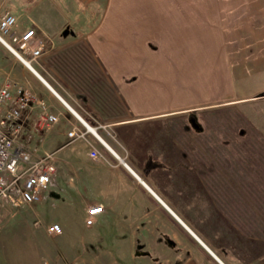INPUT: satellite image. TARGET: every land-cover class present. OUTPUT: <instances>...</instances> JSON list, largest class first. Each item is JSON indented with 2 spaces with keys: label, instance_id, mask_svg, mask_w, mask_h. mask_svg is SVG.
<instances>
[{
  "label": "crops",
  "instance_id": "1",
  "mask_svg": "<svg viewBox=\"0 0 264 264\" xmlns=\"http://www.w3.org/2000/svg\"><path fill=\"white\" fill-rule=\"evenodd\" d=\"M239 1L254 17L256 31L253 35L244 34L242 27L228 21L227 11L221 8L226 4H220V0H143L160 10H155L157 14L153 17L130 14L129 31L133 37L128 47L131 51L133 47L137 52L138 48L144 52L146 35L153 32L170 36L175 41L174 51L179 39H184L186 43L182 41L180 46L192 45L193 54L208 56L207 70L211 77L220 76L224 80L220 94H208L209 98L197 95L190 99L198 104L196 107L220 103L244 105L256 99H247L244 94L248 85L245 67H249V61L254 63L256 77L264 80V0ZM142 2L136 6H141ZM235 4L238 2L227 7ZM22 6L23 0H0V16L6 12L18 16ZM179 6L182 9H177ZM151 19L156 26L152 27L151 21H147ZM228 23L230 28L223 25ZM80 38L77 36L64 47L81 41ZM160 43L163 49L167 47L166 43ZM147 46L154 47L151 43ZM87 48L93 55L91 48ZM183 53L188 51L178 48L169 54ZM250 55L254 57L249 58ZM94 57L92 68L97 70L98 61ZM53 61L57 58L45 62V68L40 67L44 72L48 67L60 77L51 68ZM212 62H215L214 70H211ZM135 67L128 70H139L142 75L153 70H168L163 59L145 61L143 68ZM13 69L14 77L17 75V80L25 78L24 81L27 79L33 84L37 93L26 87L58 117L53 125L41 126L38 124L40 105L33 102L22 110V120L15 134L17 143L29 147L33 157L53 153L56 170L36 204L41 201L57 204L56 212L60 215L53 216L50 223L61 225V234L67 237L65 248L79 249L78 255L67 254L69 264H260L256 255H250L246 249L247 239L232 238L238 233L231 232L228 221L226 228L213 195L205 189L202 177L191 169L183 138L178 134V123L173 120L191 107L160 105L168 101L174 103L178 92L170 93L167 85H163V91L128 94L123 99L129 115L119 117L120 82L117 79L110 81L111 87L117 88V96H107L106 108L103 95H86L67 84L69 89L64 88L66 96L63 95L55 89L60 82L50 72L47 73L53 83L33 68L44 82L25 63L20 69L15 66ZM14 77L0 72V83ZM101 81L96 78L95 89L102 86ZM135 86L141 83L128 87ZM136 103L137 106L132 105ZM73 129L84 136L71 140L67 132ZM91 150L96 151V156L90 154ZM93 204L101 205L102 211L95 215L91 225H86V208Z\"/></svg>",
  "mask_w": 264,
  "mask_h": 264
},
{
  "label": "rangeland",
  "instance_id": "2",
  "mask_svg": "<svg viewBox=\"0 0 264 264\" xmlns=\"http://www.w3.org/2000/svg\"><path fill=\"white\" fill-rule=\"evenodd\" d=\"M142 1L143 0H23V6L18 12L19 15H15L17 23L19 24L18 26L20 28H34L41 35L44 42L43 53L36 60L30 62L31 66L37 72L41 71L40 73H42L46 79H49L51 83H53L51 80L52 78L50 79L47 72L57 77L60 83L55 89L66 96L65 89L69 88L66 86L57 69L58 65H52L51 68H53L60 77L56 76L52 70L49 71L48 67L47 72H44L40 66L43 65L45 68V62H48L47 58H54L51 57L49 54L50 52H56L59 48L62 50L70 40H74L77 36L81 37V41L90 47L93 55H95L94 57L89 49L86 48L89 54L88 59L92 60V57H94V59L96 58L98 61V78H100L103 83L102 86H100V93L103 95L104 93H108L109 95L113 94L117 96V88H115V86L111 87L110 81L111 79L119 80V97L121 102L119 101L118 108L121 117L129 115L123 97L126 99L128 94L138 95L139 93L141 94V91H163L165 89H163V85H167L166 88L170 93L176 92L177 94L178 92V94L174 96L176 101L173 100L174 103L168 101L166 103H160V105L169 107L170 105L177 104L185 106V108L191 107L188 108L190 110L185 111L182 115L174 117V122L178 124L179 122H183L184 128L193 129L192 134H194V136L191 135L188 141L200 147V149H202L201 152L205 153L204 155L207 156V159L211 160L213 165H217L218 167L221 166V174H225V165L229 163L232 165L231 171H226L229 172L231 176V182L228 187L233 186V188H239L242 174L235 175L237 170L234 165H239L238 161L242 160L244 157L243 152L222 144L224 140H228L227 136L229 137V129L228 127L225 128L223 124L221 125L218 117L225 113L210 114L206 111H208V108L215 106H233L241 111L264 135V80L256 77L254 63L249 61V69L245 67V70L247 69L246 73L248 74V85L244 94L247 95V99H256L244 105H239L241 109L234 104L225 103L214 104L202 108L196 107L198 104L193 103L190 99L197 98V95L200 98H203V96L204 98H209L210 96H208V94H220L224 88V80L219 78L220 76L211 77L210 72L207 70L208 61L206 59L208 56H197L193 54L194 48L192 45L180 46L182 41L185 42L184 39H179V44L175 51L179 48L188 51V53L178 55L169 54L170 52L175 53V41L171 40L170 36H165V34L161 32H153L151 35H146L142 47L144 52L140 48H138L139 52H137L133 50V47L131 51L128 47L129 39L131 40V37H133L132 31H129L128 18L130 14H132V16L135 13L142 17H153L157 14L155 10H160V7L149 6V3H143ZM141 2V6L137 7L136 5ZM235 2H238V4L227 7ZM239 2L241 1L220 0V4H226L225 8H221L227 11L228 16H226V18H228V21H232L237 26L242 27L244 34L247 33L248 36L253 35L256 31L254 17L246 11L245 6H240ZM163 8L165 10V7ZM177 9H182V7L179 6ZM222 15L224 14L222 13ZM222 18H224V16ZM147 21H151L152 27L153 25H157L153 22V19ZM223 25H226V28L231 27L229 23ZM52 38H56V40H52V42ZM161 41L166 43V48L163 49L161 47ZM170 41H172V43H170ZM261 42L262 39L260 45ZM149 43L154 47L150 49V47L147 46ZM160 48L163 49L161 52ZM0 51L3 53L0 58V72L8 73L10 76L14 77L13 66H15L16 69H20L21 64H23L22 61L1 43ZM147 51L151 52L147 53ZM154 56L155 58H153ZM253 57L252 55L249 56V58ZM162 59L168 67L167 71L153 70L142 75L139 70H128L129 67L131 69V66L134 65L136 69L143 68L145 61L155 62ZM99 63H101L102 66H100ZM211 64L213 65H211V70H214L215 62ZM217 66L218 64H216V67ZM212 73L215 74V71H212ZM221 73L220 71V74ZM164 75H167L168 78H164ZM15 77H17V75ZM14 78L12 79L13 81L21 82L20 84L29 86L33 92L37 93L36 89L32 87L33 84L31 85V83L27 82V79L24 81L25 78H20L18 81L17 78ZM105 83L108 86H105ZM135 83H141V86L128 87L129 84ZM180 99L183 101L177 102ZM132 105L137 106L138 104ZM245 112H247V114ZM167 125L171 126L170 123ZM195 129L199 132L196 133ZM226 134L228 135L226 136ZM226 176L228 178L230 177L228 175ZM203 184L206 187L205 189L213 195L216 209H219L221 212L220 214L225 218L226 228L228 221L230 223L231 232L238 233L237 237L233 235L232 238L241 237L242 239H247L248 247L246 249L249 250L248 252L250 255H256L260 264H264V223L259 230L248 227V229L252 230L253 234L249 232L250 230L246 231L247 233L241 231L231 218L220 209L216 196L217 191L211 189L206 180H203ZM207 199L209 202L211 201V198ZM36 202L24 203L17 193H11L10 197L0 198V264H69V257L67 254L74 252V255H78L77 251L79 249H68L63 246L67 237H64L62 234L51 235L45 229V226L52 221L53 216L57 214L60 215L59 212H56L59 210L57 204H52L49 201H41L39 204H36ZM217 234L220 233L217 232Z\"/></svg>",
  "mask_w": 264,
  "mask_h": 264
},
{
  "label": "trees",
  "instance_id": "3",
  "mask_svg": "<svg viewBox=\"0 0 264 264\" xmlns=\"http://www.w3.org/2000/svg\"><path fill=\"white\" fill-rule=\"evenodd\" d=\"M86 48V44L82 41L68 45L51 56L57 58V61H53L52 65H58L56 68L65 84L72 90L81 91L86 95H103L100 93L99 84L97 89L94 87L95 80L99 77V71L92 68V62L88 59L89 54ZM54 58L47 60L49 62ZM107 96L109 94L104 93L103 106L106 108L109 103ZM220 107L208 108L206 112L210 114L225 113L218 117L221 125L223 124L225 128L228 127L229 129V133L227 132L229 137L226 134L228 140H224L222 144L243 152L244 157L238 161L239 165H234L237 170L235 175L242 174L239 188L228 187L231 176L226 171H231L232 165L230 163L224 166L225 174H221L222 167L213 165L211 160L204 155L205 153L201 152L200 147L188 141L191 135L194 136L192 134L193 129L184 128V123L179 122L177 124L178 134H181L183 138L185 153L192 163L191 169L203 180H206L211 189L217 191L216 196L220 209L231 218L241 231L250 230L249 232L253 234L248 227L259 230L264 223V135L237 108L233 106ZM119 117L121 116L119 115ZM195 131L196 133L199 132L196 129ZM226 175L230 177L228 178Z\"/></svg>",
  "mask_w": 264,
  "mask_h": 264
},
{
  "label": "built area",
  "instance_id": "4",
  "mask_svg": "<svg viewBox=\"0 0 264 264\" xmlns=\"http://www.w3.org/2000/svg\"><path fill=\"white\" fill-rule=\"evenodd\" d=\"M0 43L18 59L29 62L42 54L44 45L43 38L34 28H19L17 18L11 12L0 16ZM33 102L40 105L38 124L49 127L57 122V115L50 112L44 101L38 100L28 87L7 79L0 83V198L17 193L24 203L36 202L54 176L56 165L52 152L33 157L27 147L17 143L15 133L22 120L21 112ZM67 136L73 140L84 134L73 129ZM90 154L96 156V151L91 150ZM97 208L102 211V206L96 204L86 208V225L95 221L98 212L93 210ZM45 229L51 235L62 232L57 222L47 224Z\"/></svg>",
  "mask_w": 264,
  "mask_h": 264
},
{
  "label": "bare ground",
  "instance_id": "5",
  "mask_svg": "<svg viewBox=\"0 0 264 264\" xmlns=\"http://www.w3.org/2000/svg\"><path fill=\"white\" fill-rule=\"evenodd\" d=\"M23 63H25L29 68H31V69H33V67L31 66V64L29 63V61L28 60H26V59H24V58H22V60H21ZM90 129H92V127H90V126H88ZM93 130V129H92Z\"/></svg>",
  "mask_w": 264,
  "mask_h": 264
},
{
  "label": "water",
  "instance_id": "6",
  "mask_svg": "<svg viewBox=\"0 0 264 264\" xmlns=\"http://www.w3.org/2000/svg\"><path fill=\"white\" fill-rule=\"evenodd\" d=\"M36 74H37V76H39L40 78H41V76L36 72V71H34ZM42 79V78H41ZM43 80V79H42ZM44 81V80H43ZM45 82V81H44ZM51 88V87H50ZM55 92V91H54ZM56 93V92H55ZM57 94V93H56ZM58 95V94H57ZM59 96V95H58ZM59 98L65 103V105H67L68 107H69V105L59 96ZM70 108V107H69ZM71 110H72V108H70Z\"/></svg>",
  "mask_w": 264,
  "mask_h": 264
},
{
  "label": "snow or ice",
  "instance_id": "7",
  "mask_svg": "<svg viewBox=\"0 0 264 264\" xmlns=\"http://www.w3.org/2000/svg\"><path fill=\"white\" fill-rule=\"evenodd\" d=\"M93 211H94V213H95V212H99V211H101V210L97 208V209H94Z\"/></svg>",
  "mask_w": 264,
  "mask_h": 264
}]
</instances>
